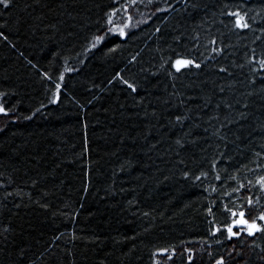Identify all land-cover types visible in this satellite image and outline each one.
<instances>
[{
    "label": "trees",
    "instance_id": "1",
    "mask_svg": "<svg viewBox=\"0 0 264 264\" xmlns=\"http://www.w3.org/2000/svg\"><path fill=\"white\" fill-rule=\"evenodd\" d=\"M0 33V264H264L233 228L264 214V0H10Z\"/></svg>",
    "mask_w": 264,
    "mask_h": 264
},
{
    "label": "snow or ice",
    "instance_id": "2",
    "mask_svg": "<svg viewBox=\"0 0 264 264\" xmlns=\"http://www.w3.org/2000/svg\"><path fill=\"white\" fill-rule=\"evenodd\" d=\"M9 2H10V0H0V4L4 5L5 7L8 6V3H9ZM232 15H237V16H238L237 13H233ZM242 20H243V17H240V18L237 20V25H238V26H242V27H248V25H247L246 23H243V24L241 23ZM121 34H123V33H121ZM0 35H2V33H0ZM99 39H102V38H98V40H99ZM193 63H194V62L191 61V60H177V61H176V65H175V66H176V70H177V71H180L181 68L188 67L189 65H192ZM262 63H264V62H262ZM195 67H200V65H199V64H195ZM125 83H127V81H125ZM128 87L132 88L133 91L136 90L135 87H134L133 85H131V84H129ZM0 113H4L5 115L7 114V113L5 112V110H4L2 107H0ZM262 183H264V181H262ZM251 203H252V201L249 200V204H251ZM233 215H236V213H233ZM240 216H241V220L238 221L237 223H238V224H239V223H242V224H244V225L247 227V229H248V233H247V234H248V235L251 236V235H254L256 232L264 231V228H261V227L256 223V219H258V220H260V221H264V214H262V215H260L259 217L253 219L251 223H249L248 220H244V219H243V216H244V213H243V212L240 213ZM227 231H228V233L230 234V237H231V236H236V235H238V233H234V232L232 231V228H231V227H229V228L227 229ZM170 258H171V257H169V259H170ZM217 264H223V260L218 261Z\"/></svg>",
    "mask_w": 264,
    "mask_h": 264
},
{
    "label": "rangeland",
    "instance_id": "3",
    "mask_svg": "<svg viewBox=\"0 0 264 264\" xmlns=\"http://www.w3.org/2000/svg\"><path fill=\"white\" fill-rule=\"evenodd\" d=\"M127 19L125 20V23L124 24H118V25H115L114 27H113V30H114V32H119V33H123V34H125L126 33V31L133 25V19H131V17L129 16V15H127V17H126ZM244 219V218H243ZM241 220V217H239L236 221H235V223L233 224V228H235V226H237V227H239L240 229H242V230H244V231H246V232H248V229H247V227L244 225V224H242V223H237L238 221H240ZM233 231V230H232ZM235 233V232H234Z\"/></svg>",
    "mask_w": 264,
    "mask_h": 264
}]
</instances>
